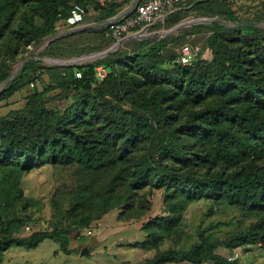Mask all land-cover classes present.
I'll list each match as a JSON object with an SVG mask.
<instances>
[{
  "label": "trees",
  "instance_id": "obj_1",
  "mask_svg": "<svg viewBox=\"0 0 264 264\" xmlns=\"http://www.w3.org/2000/svg\"><path fill=\"white\" fill-rule=\"evenodd\" d=\"M24 1L31 2L33 12L19 24L26 45L54 35L57 24L71 18L75 7L99 11L106 23L103 35L116 43L106 36L107 24L133 3L114 0L101 6L98 0H0V40ZM127 3L131 5L124 8ZM195 3L201 7L205 2ZM179 6V11L155 28L182 23L180 15L193 6L185 0ZM36 15L41 23L36 22ZM211 29V58L198 56L189 66L178 62L180 54H169L171 45L181 39L176 36L143 41L131 55L113 52V60L71 67L65 86L78 93L72 103L66 98L62 108L42 107L0 122V167L19 173L45 166L76 168L91 179L89 188L103 177L102 194L84 193L88 185L71 192L67 215L77 217L76 222L84 227L123 203L129 206V192L147 188H165L172 213H180L182 207L173 199L208 200L216 206L235 207L244 218L256 220L245 232L224 240L201 235L190 249L159 252L146 264H238L216 250L256 243L264 248V33L251 25L225 29L214 24ZM99 67L107 71L103 81L97 76ZM40 69L39 61L30 60L9 80L8 67H1L0 84L9 81L0 102L31 84L35 88L32 100L43 102L58 88L41 80ZM10 195L20 200L23 190L14 185ZM64 204L62 197L53 196L58 216ZM180 220L178 216L176 221ZM5 223L7 228L0 231V260L14 246L35 249L48 239L70 253L62 216L52 231L23 237L10 233L14 226H23V220L3 222L0 217V226ZM154 224L160 234L169 226L161 220Z\"/></svg>",
  "mask_w": 264,
  "mask_h": 264
},
{
  "label": "rangeland",
  "instance_id": "obj_2",
  "mask_svg": "<svg viewBox=\"0 0 264 264\" xmlns=\"http://www.w3.org/2000/svg\"><path fill=\"white\" fill-rule=\"evenodd\" d=\"M101 6L114 0H98ZM122 2L124 0H115ZM133 2V0H131ZM200 0H185L187 6H193ZM201 7L193 6L180 15L182 22L191 23L172 33L173 27L167 24L151 30L146 37H138L121 44L114 52L131 55L140 47L143 41H155L166 37L180 36L181 39L170 47V55H179L183 46L190 45L200 50V59L211 58L208 39L212 34L211 26L220 25L225 29H238L251 25L264 33V0H204ZM131 3H127L126 7ZM75 7L72 17L81 21L64 19L57 24L56 33L52 36L26 45L19 34V24L28 14H33L31 2L24 1L15 19L8 25L5 37L0 40V68L6 65L10 76L18 73L30 60L39 61L42 69L39 71L41 80L58 89L49 93L43 102L33 101L35 88L27 85L14 96L0 102V122L12 119L16 114H28L42 107L62 108L64 99L72 103L78 93L65 86L70 80V69L80 65L94 64L101 60H113L112 53L94 60H87L75 65H65L51 61L69 62L75 59L102 53L110 49L115 42L108 40L102 33L105 21L100 19V12L93 7L88 11H80ZM77 14L79 16H77ZM36 22L42 21L36 15ZM3 19L0 18V26ZM186 32V33H185ZM15 76V77H16ZM0 84V96L3 92ZM99 178L95 185L89 188L91 179L76 168L45 166L40 169L19 173L9 168L0 167V217L3 222L23 220L21 227L14 226L10 233L14 236H28L37 231H52L57 218L64 219L69 232V254H65L60 244L54 240H45L35 249L14 246L8 250L0 264H146L159 252L175 250L178 252L191 248L200 242L201 235L212 240H224L236 232H245L255 219L244 218L235 207L227 204L216 206L211 201L181 202L180 213H172L169 209L166 189L147 188L126 195L130 201L119 208L103 215L100 219L81 226L77 217L67 215L71 192L91 191L102 194L104 181ZM18 186L23 190V198L14 200L10 195L11 187ZM13 194V193H12ZM59 195L64 201L62 214L54 211L52 198ZM84 195V194H83ZM12 196V197H11ZM100 203L99 208H103ZM181 216L179 222L177 217ZM169 222L161 234L155 229V221ZM8 224V223H7ZM8 225L0 226V231ZM91 232V234H90ZM147 245L144 249L143 245ZM235 249L218 248L216 253L238 264H264V248L259 243ZM89 254L82 256L83 250ZM191 264V263H180ZM204 264H216L206 262Z\"/></svg>",
  "mask_w": 264,
  "mask_h": 264
},
{
  "label": "built area",
  "instance_id": "obj_3",
  "mask_svg": "<svg viewBox=\"0 0 264 264\" xmlns=\"http://www.w3.org/2000/svg\"><path fill=\"white\" fill-rule=\"evenodd\" d=\"M182 0H134L132 5L124 10L107 24L108 31L106 36L117 42L124 41L127 37L134 36L146 37L151 35L158 24L165 22L168 16L176 13L181 9L179 6ZM80 11H84L81 9ZM85 12V11H84ZM77 16H79L77 14ZM71 17L69 20L76 24L81 21ZM200 55V50L194 49L190 45L183 46L178 62L184 66H189L196 61ZM97 76L103 81L107 76V71L103 67L97 69ZM78 78H82V74H77ZM91 234V232H90ZM232 261V260H229Z\"/></svg>",
  "mask_w": 264,
  "mask_h": 264
},
{
  "label": "water",
  "instance_id": "obj_4",
  "mask_svg": "<svg viewBox=\"0 0 264 264\" xmlns=\"http://www.w3.org/2000/svg\"><path fill=\"white\" fill-rule=\"evenodd\" d=\"M190 23H191L190 21H184V22L180 23L179 25H177L175 28H173L171 30V32L174 33V32H176V31H178L180 29H183V28L187 27ZM133 38H134V36L127 37L124 41L115 43L110 49H108V50H106V51H104L102 53L94 54V55H91V56H88V57H83V58H80V59H75V60H72V61H69V62H64V61H51V62L59 63V64H65V65H75V64L87 61V60H94V59H97V58H103V57L109 55L110 53H113L121 44H123L124 42H126L128 40H131ZM15 76H16V73L14 75H12L9 80H12ZM8 81H5L2 84L3 85V89L5 88V86L8 83ZM248 251H249V248L246 247L245 248V252H248ZM87 254H89L88 249L83 250V252L81 253L82 256H85Z\"/></svg>",
  "mask_w": 264,
  "mask_h": 264
}]
</instances>
